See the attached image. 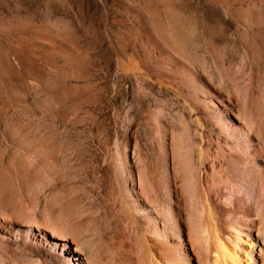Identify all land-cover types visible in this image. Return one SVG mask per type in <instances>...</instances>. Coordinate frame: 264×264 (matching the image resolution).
I'll use <instances>...</instances> for the list:
<instances>
[{
    "label": "rangeland",
    "instance_id": "374dc122",
    "mask_svg": "<svg viewBox=\"0 0 264 264\" xmlns=\"http://www.w3.org/2000/svg\"><path fill=\"white\" fill-rule=\"evenodd\" d=\"M189 71L217 108L264 106V0H0L5 264H32V245L58 242L46 228L45 202L74 219L87 216L100 233L91 188L117 179L122 165L143 168L148 180L172 134L181 151L178 184L190 183L187 150L203 113L179 93ZM221 176L227 201L238 187L246 209L259 200L243 171ZM32 219L45 227L41 235Z\"/></svg>",
    "mask_w": 264,
    "mask_h": 264
},
{
    "label": "bare ground",
    "instance_id": "6f19581e",
    "mask_svg": "<svg viewBox=\"0 0 264 264\" xmlns=\"http://www.w3.org/2000/svg\"><path fill=\"white\" fill-rule=\"evenodd\" d=\"M184 75L179 93L190 111L203 113L195 118L198 130L187 150L190 183L178 184L181 151L172 134L159 171H147L148 180L141 177L143 168L122 165L117 179L100 188L97 180L93 184L90 191L100 206L88 208L98 213L101 234L85 215L74 219L41 205L50 219L46 228L58 242L32 245V264H264V106L248 101L243 112L232 114L214 106L198 74ZM241 119L244 128L237 125ZM232 167L258 185L259 200L247 209L242 187L234 198H224L225 180L218 177ZM31 222L41 235L43 224ZM57 244V253H51ZM191 252L194 256L183 257ZM7 260L0 253V264Z\"/></svg>",
    "mask_w": 264,
    "mask_h": 264
}]
</instances>
